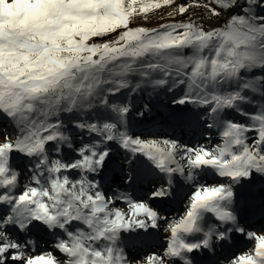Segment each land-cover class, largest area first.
<instances>
[{"label": "snow or ice", "instance_id": "snow-or-ice-1", "mask_svg": "<svg viewBox=\"0 0 264 264\" xmlns=\"http://www.w3.org/2000/svg\"><path fill=\"white\" fill-rule=\"evenodd\" d=\"M165 7L173 18L203 7L210 17L227 19L208 29L191 18L159 28L134 26ZM131 75L153 87L183 86L173 103L205 108L213 119L207 126L222 129L223 143L187 147L121 131L130 106L109 97L133 90ZM140 87L137 82L135 89ZM249 92L264 97V0H0V119L14 133L0 131V205L7 206L0 212V264H130L121 233L156 228L165 219L130 197L124 198L127 212L116 208L98 181L65 174L105 168L111 150L101 141L83 145L70 163L50 159V144L56 152L72 146L61 116L100 109L109 114L102 124L76 119L74 126L152 161L168 177L152 199L176 195V174L193 189L184 215L166 229L171 237L164 256L149 255L141 264H169L172 258L202 264L197 253L230 249L237 233L255 248L225 255L226 264H264V225L252 231L242 223L245 214L264 218V109L249 113L242 107ZM229 109L250 123L226 119ZM14 153L35 161L31 182L19 194ZM210 174L229 182H199ZM208 214L216 223H208ZM34 232L57 236L54 248L62 258L53 251L33 254L28 237Z\"/></svg>", "mask_w": 264, "mask_h": 264}, {"label": "rangeland", "instance_id": "rangeland-1", "mask_svg": "<svg viewBox=\"0 0 264 264\" xmlns=\"http://www.w3.org/2000/svg\"><path fill=\"white\" fill-rule=\"evenodd\" d=\"M191 0H177V3H190ZM203 2V0H201ZM198 8H193L191 10H197ZM170 9L165 7L160 10H155L148 14L147 19H141L145 22H151V24L145 25H134V26H143L147 28H159L162 24H168L175 21H178L184 16L169 17L167 12ZM197 12V11H196ZM198 15V12L196 13ZM199 16V15H198ZM214 18V17H213ZM198 21L200 19L196 18ZM163 20L162 23H158ZM195 22H197L195 20ZM198 23V22H197ZM205 26V24H203ZM206 27V26H205ZM204 27V28H205ZM216 27H222L221 25ZM206 29V28H205ZM114 35V34H113ZM111 36L106 37L105 39H110ZM96 42H102L99 39ZM187 51V50H186ZM249 76L253 75L252 73L248 74ZM255 75H259V70L256 71ZM137 75L130 76V82L133 85V90H123L121 93L116 96H110V101L117 102L120 104H128L130 106V112L126 116V123L121 126V131H127L131 136L139 137L141 140H176L182 145L187 147H197L204 146L206 148H213L216 145H221L222 140V129L218 127L209 128L207 125L213 123L212 115H210L205 108L187 104L184 106L176 105L173 103L175 99H179L183 95L182 88L183 86L175 87L172 90H168V87L164 86L160 88V92L154 96H160L156 100H150L149 106L145 108L139 107L140 103L136 97L135 85L138 81L136 80ZM140 83V82H139ZM235 86L233 85V88ZM232 90V89H229ZM152 96V98H155ZM250 102L242 105V107L247 110L249 113H255L260 109H264V97L259 93H248ZM151 98V99H152ZM180 108H184L183 120H192L196 123V128H170L166 124L175 120V114L179 111ZM198 110V111H197ZM197 111V112H196ZM143 113V115H141ZM196 113V114H195ZM225 118L229 120H235L242 123H250L248 118L241 116L238 112L231 109L226 110ZM82 116L84 122H96L102 124L109 118L107 110L100 109L99 111L93 110L87 113H80L77 115L73 114H63L61 119L65 124L64 131L66 134L72 137V146L68 147L66 144L61 146L60 151L56 152L52 144L49 147V155L56 153L58 156H53L52 159H61L64 162H72L76 159H79L78 150L85 144L94 143L96 141H101L102 147L110 148V160L107 162L105 168H103L98 174L97 173H81L79 170H73L70 173H65L70 176V179L78 180L81 178V175H86L87 179L98 181L101 186V190L104 195L108 198H112L114 201V207L128 211V205L125 201V197H130L133 201H143L147 203L154 210L158 211L162 217L158 221V227L152 228L149 226L145 229H135L133 231L122 232L121 233V247H123L125 255L129 261L135 260L137 264H141L146 260V257L152 254H157L164 256V252L168 247V242L170 240L171 234L167 231L169 224L173 221H178L181 216L184 215L185 207L188 204V196L191 194L193 189L189 186L187 182L184 181L183 177H180L178 174L173 177V186L176 188V198L173 202H168L170 197L161 201L151 198V192L161 186H167L168 177L159 171L155 165L142 153H133L130 150L123 148L117 141H103V138L96 133H89L84 130L74 126L75 117ZM199 116V119L197 118ZM115 119L114 116L111 117ZM67 121V122H66ZM130 122L132 125L139 126L143 123L156 122L159 124V131H141L139 129H131L127 126V123ZM181 122V121H179ZM4 128H7L9 134H14L13 129L8 123V121L0 119V131ZM14 160L13 164L16 170L20 173L19 185L16 191V194H19L23 190L26 184L31 182L32 171L31 169L34 166V159L30 163L28 158H19L18 154H13ZM179 159V157H177ZM149 168L153 169L151 172L152 178L147 179L148 181L144 182L141 176L143 175V169L145 168V163ZM181 163H184L181 161ZM129 177H132L130 180ZM200 183L207 184H219V183H228L227 178H222L219 176L208 175L204 179L199 181ZM149 184V185H148ZM148 185V186H147ZM107 187V189H106ZM109 187V190H108ZM239 187V186H237ZM106 189V190H105ZM241 204H243V199L241 198ZM7 206L0 205V212H2ZM144 219L143 216L139 217ZM207 221L209 224L216 223L215 218L208 214ZM242 223H247L251 227L249 230L255 231L264 225V218L260 216H248L245 214V219L242 220ZM141 231H147L146 236H141ZM153 231L157 232V236H154ZM45 232H34L31 234L28 239L34 241L33 254L40 255L48 251H53L58 257L62 258V254L55 252L54 245L57 236L52 235L51 233L48 236H45ZM144 238L143 243H125L128 241V238ZM237 240L234 245L230 246V249H221L217 247L215 252H206L201 254L197 253L203 258L201 261L202 264H212L213 261L216 264H226L224 261V256L227 255L231 258L232 254L235 253L236 256H239L250 250H254L255 242H248L245 238L240 237V234H236ZM189 239H195L194 237H189ZM199 256V257H200ZM198 257V256H197ZM212 261H209L211 258ZM165 259H168L165 257ZM207 260V262H206ZM169 264H181L178 258H172Z\"/></svg>", "mask_w": 264, "mask_h": 264}, {"label": "bare ground", "instance_id": "bare-ground-1", "mask_svg": "<svg viewBox=\"0 0 264 264\" xmlns=\"http://www.w3.org/2000/svg\"><path fill=\"white\" fill-rule=\"evenodd\" d=\"M219 18H215L213 20H210V21H207L206 22V25H209V24H212V26L216 27L218 26L219 24H223L224 23V18H221L220 20H218ZM163 20L159 21L158 23H162ZM145 24H151V22H145L141 19H138L136 21V24L135 25H145ZM198 111V110H197ZM196 111V112H197ZM196 114V113H195ZM184 118L182 119H178V120H175V121H172V122H169L166 124L167 127H170V128H174V129H177V128H188V129H194L196 128V123L192 120H186V121H182ZM181 121V122H179ZM127 126L131 129H139L141 131H150V132H154V131H159V124H157L156 122H148V123H143V124H140L139 126L137 125V123L135 125H132L130 122L127 123ZM149 164V162H147V164L145 163V168L143 169V175L141 176L144 180V182L148 181L147 179L149 178H152V175L151 172H154L152 171L153 169L147 167ZM149 185V184H148ZM147 185V186H148ZM107 189V187H106ZM105 189V190H106ZM108 190H109V187H108ZM176 196H171L170 199L168 200V202H173L175 201ZM259 217V215H256ZM142 233L140 234L141 236H146L148 235L147 234V231L143 232L141 231ZM45 236H48L49 232H45ZM153 234L154 236H157V232L156 231H153ZM144 241V238H139V239H135V238H128V241H126L125 243H132V244H135V243H143ZM202 253H200L201 255ZM204 254V253H203ZM198 256V259L200 261H203L201 258V256L199 254H196ZM200 256V257H199ZM211 258V257H210ZM209 261H212V258L209 260ZM207 262V260H206ZM138 262H136L135 260H132L130 261V264H137Z\"/></svg>", "mask_w": 264, "mask_h": 264}, {"label": "trees", "instance_id": "trees-1", "mask_svg": "<svg viewBox=\"0 0 264 264\" xmlns=\"http://www.w3.org/2000/svg\"><path fill=\"white\" fill-rule=\"evenodd\" d=\"M136 78L137 79L136 80H133V82L138 81L141 84V87L139 89H135L134 88L135 90H138V91H136V97L138 98V101L141 102L140 105H139V107L145 108V107L149 106V103L152 100H156L158 97H160V96H157L156 97L154 95H157L160 92V88H162V87H153L150 84H147L143 78H141L139 76H137ZM129 80H130V77H129ZM152 96H154L155 98H152ZM75 118L76 119H79V120H82V116L75 117ZM52 154L53 155H49L50 159H52L53 156H58L54 152Z\"/></svg>", "mask_w": 264, "mask_h": 264}, {"label": "built area", "instance_id": "built-area-1", "mask_svg": "<svg viewBox=\"0 0 264 264\" xmlns=\"http://www.w3.org/2000/svg\"><path fill=\"white\" fill-rule=\"evenodd\" d=\"M198 12V15H196V13ZM199 18L200 19V21H198L196 18ZM189 18H191L192 20H196L198 23H202V24H205V28L206 29H208V28H211V27H214V26H212V24H209V25H206V22L207 21H210V20H213V19H215V18H213V17H210L209 16V14H208V12L203 8V7H200L199 9H197V10H190V13L187 15V16H185L184 18H182V19H180V20H178V21H181V20H183V21H187ZM221 18H224V23L226 22V19H227V15L225 14V15H222L221 17H219V19L218 20H220ZM224 23L223 24H219V25H221V26H223L224 25ZM218 25V26H219Z\"/></svg>", "mask_w": 264, "mask_h": 264}]
</instances>
